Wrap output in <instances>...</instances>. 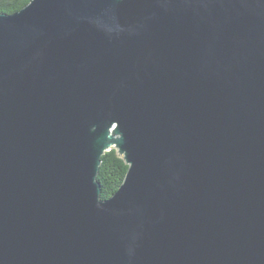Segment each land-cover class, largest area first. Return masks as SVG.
<instances>
[{
  "label": "water",
  "instance_id": "1",
  "mask_svg": "<svg viewBox=\"0 0 264 264\" xmlns=\"http://www.w3.org/2000/svg\"><path fill=\"white\" fill-rule=\"evenodd\" d=\"M0 264H264V0L0 13Z\"/></svg>",
  "mask_w": 264,
  "mask_h": 264
},
{
  "label": "trees",
  "instance_id": "2",
  "mask_svg": "<svg viewBox=\"0 0 264 264\" xmlns=\"http://www.w3.org/2000/svg\"><path fill=\"white\" fill-rule=\"evenodd\" d=\"M32 0H0V13L12 15L21 11ZM129 166L120 157L115 149L102 156L97 181L101 185L103 200L112 197L125 180Z\"/></svg>",
  "mask_w": 264,
  "mask_h": 264
}]
</instances>
